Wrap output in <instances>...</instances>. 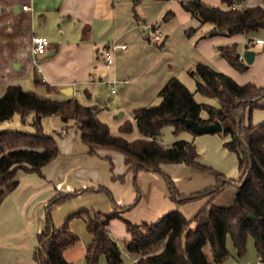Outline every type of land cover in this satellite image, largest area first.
<instances>
[{"label":"trees","instance_id":"trees-1","mask_svg":"<svg viewBox=\"0 0 264 264\" xmlns=\"http://www.w3.org/2000/svg\"><path fill=\"white\" fill-rule=\"evenodd\" d=\"M182 7L196 16L200 24L210 22L212 29L206 34H250L264 32V8L261 5L237 6L232 9H220L203 0H180ZM227 4L234 0H223ZM237 1V0H236ZM139 0H133V15L141 25L147 24L145 36L151 41L148 29L155 31L156 23H145V18L139 16L136 5ZM171 12L165 11L167 18ZM89 24H84L82 35L89 33ZM196 28H189L191 35ZM154 42H157L154 41ZM163 40L158 45L161 46ZM221 57L237 71L247 68V65L237 56V43L231 42L217 47ZM189 76L196 78L195 90L206 96L217 99L218 104L197 102L194 93L180 80L178 76L170 77L158 91V102L133 109V121L141 137L132 141L122 135L110 133L109 126L97 116L96 105H84L75 96L65 98L50 97L37 94L33 90L24 89L19 83H8L0 94V121L12 118L14 114L21 116L22 122L28 114H32V132L15 129L0 131V203L14 189L19 180L17 172H34L42 175V167L56 159L59 148L56 139L47 132L43 119L58 115L61 121L72 120L79 130V139L87 146L89 154H97V150L107 149L124 155L125 172L114 175V179H123L130 169L136 174L140 169L160 171L165 164H184L192 169L213 175L223 184L191 192L179 193L172 179L166 176L170 198L181 204L208 197L191 217L185 216L179 209H173L151 222L133 223L119 216L117 211L101 212L93 208L82 207L64 217L63 222L55 226L50 220V212L63 201L88 190L105 191L112 199L108 187L97 186L82 189L58 190L46 201L45 225L37 233L38 246L34 249V260L37 264H70L63 256L64 249L79 240V235L73 232L68 222L74 216H85V226L91 239L85 246V264H95L100 256H104L105 264H121V250L109 233V222L116 217L122 218L128 233L124 246L128 253L134 255L132 264H211L204 251L205 242L211 248L212 260L221 262L228 255L226 239L230 236L235 246L236 255L240 258L247 252V239L252 237L257 258H264V120L254 123L251 120L253 108H264V103L254 102L264 86L253 82L237 83L228 74L215 70L209 64L197 62L187 70ZM33 80L43 84L37 70H33ZM205 110L206 117L201 116ZM210 123L218 120L222 124L224 134L230 136L223 145L235 152L237 167L240 173L245 168V180L237 187L235 203L228 208L211 205L212 198L230 182H241L235 178L226 182V176L216 168L199 162L194 141L179 139L171 145H163L160 137L164 125L173 126V132L178 134L188 130L179 117ZM133 124L124 120L119 126L123 133L132 131ZM237 128L246 142L251 157L243 142L237 136ZM113 168V161L108 154L104 155ZM138 196V195H137ZM139 197V196H138ZM124 207L131 209L137 204ZM251 213L255 218L248 216ZM161 245L162 249L152 254H146L153 245Z\"/></svg>","mask_w":264,"mask_h":264},{"label":"crops","instance_id":"crops-1","mask_svg":"<svg viewBox=\"0 0 264 264\" xmlns=\"http://www.w3.org/2000/svg\"><path fill=\"white\" fill-rule=\"evenodd\" d=\"M177 1L178 4L176 0H142L141 3L139 0L137 14L149 19L150 23L158 20L163 11L171 12L167 22L154 31L160 38L157 42H152L138 29V20L133 15V0H0V94L8 83H20L21 80L29 78L33 74L34 66L38 65L37 72L45 81L42 86L47 91L55 92L54 96L58 98L75 96L84 105H96L99 109L97 116L109 126L110 133L120 134L126 140L132 141L141 137L133 121V109L157 100L158 91L170 77L181 78L180 74L185 75L197 62L209 64L215 70L228 74L239 84L253 82L264 86V45L255 41L256 37L264 38V32L245 35L206 34L212 29V24L203 26L198 18L183 9L180 0ZM203 1L220 9L227 8V3L223 0ZM242 2L245 6L258 4L264 8V0ZM23 5L27 7L23 8ZM49 18H53V24L58 23L60 27L59 34L52 38L47 37L46 24ZM68 22H72V33L69 31ZM86 23L90 26L89 33L83 36L81 31ZM157 27L159 23H156L155 28ZM191 27L199 29L195 38H189ZM148 30L152 35L153 31ZM35 34L45 35L49 39L46 54L34 55L32 36ZM161 40L163 43L160 46L158 44ZM114 41L125 43L128 48H117L114 52V63L107 66L104 63L103 50ZM231 42L237 43L239 58L247 65L245 70L237 71L218 53L219 45ZM245 49L254 51L251 63H246L242 58ZM115 77L120 80L127 78L129 82L118 83L116 91L112 93L106 81ZM12 78L15 82H12ZM67 87L70 89L67 90ZM103 88L114 94V98L110 99V95L106 100L100 98ZM53 117L55 115L48 117V125L55 130L58 123ZM126 119L133 124L129 133L119 130V126ZM251 120L254 123L264 120V109L253 110ZM66 130L67 132H63L64 136L69 133ZM180 133H186V139H193L198 146L196 149H205V143L208 147L212 141L220 156L226 154L227 148L219 146L223 140L216 132L192 134L188 130H182ZM55 139L59 152L55 160L42 167L43 176L34 172L18 171L17 186L0 203V264H37L33 255L35 247L38 246L36 235L46 222L45 202L58 190L105 185L117 193L119 185L126 184L129 187L127 193L116 194L119 195L115 196L116 203H108V211L117 209L123 213L127 209L122 207L132 203L135 188L131 183L136 174L126 172L123 182L113 178V174L125 172L124 155H120L111 170L104 155L113 156L114 151L102 149L97 154H89L87 146L80 141L77 133L68 138L57 135ZM201 162L210 163L203 158ZM210 164L225 174V169L218 164ZM167 166L165 164L163 170H168ZM178 168L186 172V179L189 181L185 191L195 190L205 182L201 178L197 179V175L193 176L185 165H179ZM137 175L141 179L151 178L158 182L159 188H150V194L147 190L138 194V207L150 206L152 195L161 197V204L155 203V207H152L153 218H160L167 211L176 208L185 215V205H192L193 208H186L190 212L185 215L188 217L206 201L200 198L178 204L168 196L164 180L157 172L140 169ZM89 192L97 194L95 192L98 191L88 190L80 196ZM98 208L104 210L102 207ZM65 213L62 211L57 216L53 214L50 220L54 225L58 224L63 221ZM152 217L148 221L154 220ZM122 224L125 229L124 221ZM91 236L90 234L82 243L78 240L64 249L63 256L70 264H73L74 258L80 260L79 264L85 263L84 249Z\"/></svg>","mask_w":264,"mask_h":264},{"label":"rangeland","instance_id":"rangeland-1","mask_svg":"<svg viewBox=\"0 0 264 264\" xmlns=\"http://www.w3.org/2000/svg\"><path fill=\"white\" fill-rule=\"evenodd\" d=\"M141 1L142 0H140L139 3H141ZM178 2L179 1L176 0L177 4H178ZM138 5L139 4L136 5V11H138ZM132 9H133V6H132ZM164 13H165V11H163L162 15L160 16V18L158 20L152 22V23H157V24L159 23V27H157L156 29H160V27H162L167 22L168 18H163L164 17L163 16ZM194 17H196V16H194ZM145 19H146L145 23L149 24L150 20L147 19V18H145ZM53 22H54V19L53 18H49V21L46 24L47 28H48L47 29V31H48L47 32L48 33L47 37L48 38H50V37L52 38L53 36L55 37V36H57V34H59V28L60 27L58 26V23L53 24ZM41 23H43L42 20H41ZM137 23H138V29L141 30L142 34L145 36L143 30L147 33L148 32L147 29H143L142 28L143 25H141L139 22H137ZM71 24H72V22H68L67 25L69 26V31L72 33V29H73L72 26L73 25L71 26ZM207 24H211V23L207 21V23H204L202 25L204 26V25H207ZM198 30L199 29L197 28L195 31H193L189 38H195V35H196ZM153 33L158 34L156 32H153ZM150 36L152 37V35H150ZM152 42H154V41H152ZM37 68H38V65L34 66L35 70H37ZM32 75L33 74H31L30 77L27 78L26 80H21L19 84H21V86L24 89L33 90L37 94L39 93L41 95L54 97L55 92L52 93L51 91H47L45 86H42L44 84H39V83L36 84L34 82V80H33V76ZM39 76H41V74H39ZM180 76H181L180 80L188 87V89L190 91H192L194 93V98H195V100L197 102H201V103H205V104H213V105H217L218 104L216 98H214L212 96H206V95L200 93L199 91L195 90L196 78L198 76H196V77L193 76L192 77V76H189L187 73L185 75H184V73H182V74H180ZM12 79H13L12 82H15L14 78H12ZM108 95H110L109 96L110 99L114 98V94H110L109 92H107V90H105V88H103L102 92L100 93V96H102V97H100V98H103V99L106 100ZM158 100L159 99L154 100L152 103H157ZM256 109H264V108H260V107L256 106V108H253L252 111L256 110ZM206 115H207L206 111L202 110L201 111V116L202 117H206ZM32 117H33L32 114H28V116L25 118V121L22 122L21 116L16 113V114H14L12 116V118H10L8 120L0 121V131L1 130H8V129H15V130L32 132L33 131V127L30 124V122L32 121ZM53 118H54L53 120L58 123V128L59 129L56 127V129L54 130V128L52 126L48 125V124H50L49 121H48L50 119L48 117H45L43 119V125H44L46 131L52 134L54 139L56 138L57 135H63V138L71 137L72 135H74V133H77V135H79L78 126L72 120H70L69 122H63L61 120H57L56 121L55 120L56 118L60 119L58 117V115H55V117H53ZM66 129L69 130V133L66 136H64L63 132H65V131L67 132ZM216 134H218L220 139L223 140L221 142V144L219 143V146H221L223 148L224 147L223 143L227 139H229L230 136L228 134H224L221 131L216 132ZM185 136H187L186 133H180L179 132L178 134H175L173 132V126L170 125V124H167V125H164L163 128L161 129V133H160L159 139H161L163 145H171L176 140L186 139V138H184ZM226 136H228V137H226ZM188 140H191L190 137H189ZM196 147L198 148L197 144H196ZM208 147H207V145L205 143V149H200V148L197 149L198 152L200 153V157H198L199 162H201V160L203 158V159L207 160L210 163L218 164L221 168L225 169V174L224 173L223 174L226 176V178H237L238 175H239V172H238L237 167H236V154H235V152H233V151H231L229 149H226V151H225L226 154L220 156L219 152L216 150V148L213 145L212 141H211V143H209ZM99 150L100 149H98L97 152ZM114 152H115L113 154L114 157L110 156V158L113 161V165L117 163V160H118V158L121 155V153L119 151L118 152L114 151ZM228 154H229V156H228ZM201 163H203V162H201ZM210 163L209 164L208 163H203V164H205V165L208 164L206 166L213 167V168H216L217 170H220V169H218L217 167H215L214 165H212ZM179 165L180 166H184L181 163L180 164H168V166H167L168 170H165L164 173H161V171L160 172L156 171V172L162 178L165 176V174L169 175V177L172 179L174 185H177L176 186L177 188H180V189L184 190V188L187 185L186 184L187 183L186 182V180H187L186 179V172L181 171L178 168ZM220 171H222V170H220ZM229 172H231V173L229 174ZM125 174H124V178H125ZM114 175H116V174H113V176ZM114 180H118L120 182H123L121 179H114ZM131 186H133V188H135V196L132 199V203L135 200V198L139 196L138 194L142 193L143 190H147V192L150 194V191H151L150 188H152V187L159 188L158 182L155 181L154 179H151V178H143V179H141L139 177H137V179H134V182L131 183ZM128 189H129V187L126 186V184L119 185V188L117 189L118 190L117 193H114V191H112L110 189V191L112 193V199L108 196V194L104 190L95 192L97 194L89 192L88 194L87 193H85L84 195L82 194L83 196H80V194L72 196V198L63 201L62 203H60V205H58L56 208H54L50 212V217L52 218L53 214L57 216V214H60V212H62V211L66 212L65 215H64V217H65L69 213L73 212V210H76V209L81 208V207H87V208L90 207V208H93V209H99L98 207H102L104 210H101V209H99V210H101L103 212L104 211H108L109 210L108 209V203H110V204L111 203H114V204L116 203V198L117 197L115 198V196H119V195H116V194L123 195V194L127 193ZM168 189H169V187H168ZM100 196H102V197H100ZM226 197H227V195H226ZM160 198L161 197L159 195L157 197H155V195H152V196H150V201H151L150 206L144 205L142 207L141 206L138 207L137 204L140 202L139 201L140 198L138 197V200H137L138 202H137V204H135L138 208L136 206H134L131 209H127L123 213L118 212L117 209H114L113 211H117L119 213L118 215L130 220L133 223H135V222L136 223H140V222H143V221L151 222V221H148V220L152 217V213L154 212L152 207H153V205L155 207V203L156 204H161ZM202 198L206 199L207 197L205 196V197H202ZM198 199H200V198H198ZM197 200H195V201H197ZM206 201H207V199H206ZM114 207H116V206H114ZM114 207H112V209ZM186 208H193V206L192 205H185V207L183 208L184 211H185V215L187 213L188 214L190 213V212H188V209H186ZM191 213H194V212H191ZM85 216H86V214H82V216H74L68 222V225H69L70 229L73 232H75L76 234L79 235V242L80 243L84 242L87 239L88 236L90 237V234L87 232L86 226H85V219H84ZM191 216H192V214H190V216H188V217H191ZM152 219L156 220L158 218H153L152 217ZM154 220H152V221H154ZM122 221H123L122 218H119V217L113 218L112 221L109 224V232L111 233V235H113L115 237L113 239L116 241L118 248L121 250V258H122L121 264H132L134 255L129 254L127 249L124 246V242H125V239H126L128 233H126V230L124 229V225L122 224ZM62 222L63 221H60L58 224L56 223L55 225L58 226ZM79 242H77V243H79ZM226 245H227V248H228V255L221 262H215V261L212 260V251H211V248H210V246L208 245L207 242H205L202 245L203 246V251H204L208 261H210L211 264L212 263L213 264L214 263H216V264H240L241 261H243V262L249 261V262H252V263H254L256 261V259H255L256 252H255V247L253 245L252 237H248L247 243H246L247 252L245 253V256H243L241 258H239L236 255V249H235V246L232 244V240H231L230 236H228L227 239H226ZM161 249H162L161 245H159V244L153 245L152 249L149 250L146 254H152L153 252H158ZM79 261H80L79 259L74 258L73 264H79ZM95 264H105L104 256L103 255L100 256L99 260Z\"/></svg>","mask_w":264,"mask_h":264},{"label":"water","instance_id":"water-1","mask_svg":"<svg viewBox=\"0 0 264 264\" xmlns=\"http://www.w3.org/2000/svg\"><path fill=\"white\" fill-rule=\"evenodd\" d=\"M237 56L239 57L238 54H237ZM253 57H254V51L251 50V49H245L242 52V58H244V60H245L246 63H251L253 61V59H254ZM69 89H70V87H67V90H69ZM65 93H66V91H65ZM66 94H68V92ZM253 101L255 103L256 102H258V103H264V92L261 93V95L258 98L254 99ZM179 119L186 126L190 127L194 133H197V134L210 133V132H218V131H221L222 128H223L221 122L218 121V120H215V121L210 122V123H201V122H198L197 120H192V119L186 117L185 114H182L179 117ZM236 132H237V136H239L240 140L243 142L244 146L246 147V149L248 151L249 158H250L251 157V152L249 151L246 142L244 141L243 137L240 134V129L237 128V131ZM163 166L164 165L160 166L161 173H164L165 172V170H163ZM186 167H187V169H189L192 172L193 176H196L197 175L198 176L197 179L198 178H201L205 182L200 187H197L195 190H192V191H185L183 189L177 188L176 187L177 185H175L176 189L178 190V192L180 194L181 193L189 194L191 192H197V190H202V189H205V188H208V187H209V191H212L215 188V186H218L220 184H223L222 183L223 181H217L216 178L213 175H209V174L204 173V172H202L200 170H197V169L196 170L195 169H192V168H190L188 166H186ZM125 169H126V166H125ZM143 170H147V169L144 168ZM244 170H245V168L243 169V171H241L239 173L238 177L235 178L237 181L243 175ZM147 171L156 172L155 170H151V169H149ZM160 171H158V172H160ZM129 172H132L133 173V171L131 169L129 170ZM137 173H136V175H134L132 177L133 178V182H134V179H137V177H138ZM166 176H169V175H166L165 174V176H164L165 178L163 177V180L165 181L164 182V185H166L167 194H168V196H170V191L168 189V185H167V182H166ZM245 177H246V175L244 174L242 176V179H241V182L240 183H237L236 181H234V182H230L229 184H227V186L222 187L221 190L212 198V201L210 203V206L214 204V205H217V206H220V207L228 208L229 206L234 205L235 199H236L235 198V194L237 192V187L238 186H241L243 184V181L245 180ZM229 181H230V179L227 178L226 182H229ZM186 182L188 183L189 181L186 180ZM99 186H102V185H99ZM103 186H105V185H103ZM105 187H107V186H105ZM226 195H227V197H226ZM206 199L208 200V197ZM45 204H46V202H45ZM96 210H99V209H96ZM99 211H101V210H99ZM112 211L113 210H111V211H104V212H112ZM101 212H103V211H101ZM248 216L251 217V218H255V216L253 214H251V213H248ZM63 220H64V218H63Z\"/></svg>","mask_w":264,"mask_h":264},{"label":"built area","instance_id":"built-area-1","mask_svg":"<svg viewBox=\"0 0 264 264\" xmlns=\"http://www.w3.org/2000/svg\"><path fill=\"white\" fill-rule=\"evenodd\" d=\"M237 6H244L242 0H234L232 3L227 4L228 9L235 8ZM23 8H26V5L22 6ZM148 27L147 24L143 25V29H146ZM159 34H155L152 32L151 40L155 41L159 39ZM255 41L264 45V38L263 37H256ZM48 46H49V39L45 35L41 34H35L32 36V49L34 55L37 54H46L48 52ZM117 48H121L123 50L127 49L128 46L125 43H116L115 41L112 43H109L105 46L103 50V57H104V63H106L107 66L112 65L114 62V52ZM34 63H37V60H34ZM123 82L127 83L129 82V79L125 78L123 80H120L118 78H111L106 81V84L109 86L110 91L114 93L116 91V86L118 83ZM242 264H264V258H256V261L254 263L245 261Z\"/></svg>","mask_w":264,"mask_h":264}]
</instances>
